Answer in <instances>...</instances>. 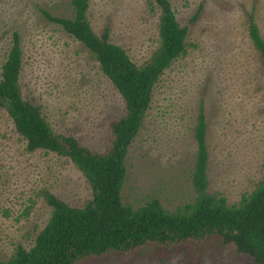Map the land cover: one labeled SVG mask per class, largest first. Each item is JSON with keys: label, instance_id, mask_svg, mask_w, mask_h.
<instances>
[{"label": "rangeland", "instance_id": "1", "mask_svg": "<svg viewBox=\"0 0 264 264\" xmlns=\"http://www.w3.org/2000/svg\"><path fill=\"white\" fill-rule=\"evenodd\" d=\"M72 0H0V72L17 33L22 49L20 87L50 126L84 146L102 151L109 125L123 102L86 48L47 18L71 17ZM149 0H89L87 17L100 34L122 47L137 65L158 47V18ZM181 26L189 27L186 53L165 71L150 109L128 148L122 202L134 209L150 198L174 212L195 197L191 176L198 108L208 123L209 192L228 204L264 180V71L247 33L254 12L264 38V0H169ZM50 192L79 207L91 196L81 173L66 158L28 152L11 119L0 109V261L16 248H30L52 209ZM83 264H251L222 254L212 242L173 249L148 246L127 261L114 256Z\"/></svg>", "mask_w": 264, "mask_h": 264}, {"label": "trees", "instance_id": "2", "mask_svg": "<svg viewBox=\"0 0 264 264\" xmlns=\"http://www.w3.org/2000/svg\"><path fill=\"white\" fill-rule=\"evenodd\" d=\"M71 6V17L46 16L95 59L119 94L123 113L110 123L108 142L100 152L82 145L70 133L56 132L40 107L22 95V49L19 35L13 33L0 72V109L11 119L28 152L43 150L68 159L89 185L91 196L74 207L44 192L52 209L48 223L30 248L18 246L13 256L0 264H83L108 256L127 261L151 245L173 249L208 242L222 254L264 264V180L233 204H228L221 193L209 192L208 123L203 104L193 129L192 202L174 212L165 210L157 198L136 209L122 202L128 148L143 126L165 71L186 53L189 27L198 20L201 7L190 25L181 26L169 0H149V10L158 18V47L147 61L137 65L122 47L110 42L107 26L100 34L92 29L87 17L89 0H72ZM247 33L264 71V38L253 10L247 15Z\"/></svg>", "mask_w": 264, "mask_h": 264}]
</instances>
